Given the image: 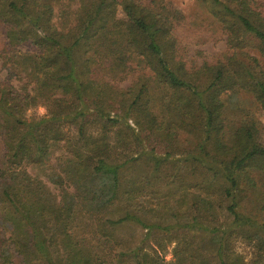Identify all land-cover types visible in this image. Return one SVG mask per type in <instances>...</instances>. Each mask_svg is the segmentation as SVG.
<instances>
[{"label": "trees", "instance_id": "trees-1", "mask_svg": "<svg viewBox=\"0 0 264 264\" xmlns=\"http://www.w3.org/2000/svg\"><path fill=\"white\" fill-rule=\"evenodd\" d=\"M201 1L230 52L199 63L173 1L0 0L3 57L31 84L0 80V264H169L167 246L145 245L158 231L172 264H264V222L241 208L264 186L262 126L239 100L264 110V0ZM62 148L44 173L55 192L29 167ZM172 190L193 200L173 205Z\"/></svg>", "mask_w": 264, "mask_h": 264}, {"label": "rangeland", "instance_id": "rangeland-1", "mask_svg": "<svg viewBox=\"0 0 264 264\" xmlns=\"http://www.w3.org/2000/svg\"><path fill=\"white\" fill-rule=\"evenodd\" d=\"M173 1L175 6L181 11L183 18L178 25L177 35L181 38V44L186 49L188 55L192 58L198 60L199 63H202L204 60L215 61L218 58H224L228 52H230L227 45V35L225 31L221 29L220 24L210 15L205 7L204 3L201 0H169ZM22 52H30L34 49L28 44L21 45L17 47ZM11 49V46H8L7 39L3 32H0V80H8L12 82L15 87L24 92V89L31 88V84L27 82V79L24 75H21L23 78L16 76L14 71L10 68L11 62L7 61L3 57L5 52ZM250 53H256L255 50ZM7 55H10L8 53ZM8 60V59H7ZM130 80H124L121 82L122 86H127ZM240 97V105L247 110H249L254 116V118L258 121V123L262 126V142L264 143V110H262L255 99L253 98L251 93L241 92L239 94ZM226 98L229 99V94L226 95ZM46 112L45 107L39 106L37 108H32L28 111V114H44ZM178 143L184 149H188L192 147V143H194V139L186 133H181L178 135ZM66 150L62 148L61 150H57L54 155H52L51 163L47 164L44 168L30 166L29 171L34 175H39L42 179L55 191L58 192L59 189L55 185H53L47 176L44 173L48 171H52V168L59 166L60 157L65 153ZM62 158V157H61ZM198 181V180H196ZM194 181L193 183H195ZM259 186L261 185L260 180ZM264 190V186H260L259 189L255 192H250L247 198L242 199V210L247 214L256 216L259 218L261 222H264V200L262 199V191ZM175 195H171V203L173 205L178 203V206L181 205L185 200H187V206L193 200V194L189 193L187 196L184 195L183 190H172ZM170 203V204H171ZM186 204L184 207H187ZM228 214L225 211L218 210L217 218L219 221H224ZM147 230H143L140 225H131L125 229L122 233L125 236L132 237L135 243L141 242V239H145L147 235H145ZM164 231L154 232L152 235L147 237L145 240V245L149 248H153L156 246H167L168 252L166 253V260L169 264H172L173 255L172 248L176 244V242H169V238L162 235ZM134 243V244H135ZM233 247L239 253H242L247 259H255L257 255V245L256 243L249 244L248 241L244 240H234ZM144 244V243H142Z\"/></svg>", "mask_w": 264, "mask_h": 264}]
</instances>
